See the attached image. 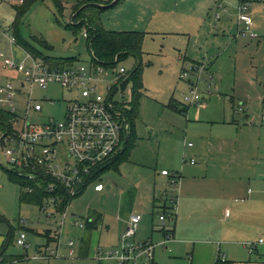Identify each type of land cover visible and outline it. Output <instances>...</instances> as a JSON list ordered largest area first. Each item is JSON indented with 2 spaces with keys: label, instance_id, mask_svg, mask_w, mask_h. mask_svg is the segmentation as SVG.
<instances>
[{
  "label": "rangeland",
  "instance_id": "rangeland-1",
  "mask_svg": "<svg viewBox=\"0 0 264 264\" xmlns=\"http://www.w3.org/2000/svg\"><path fill=\"white\" fill-rule=\"evenodd\" d=\"M183 1L168 0L166 3L171 10L174 4L177 5L176 14L170 13V10L167 14L162 13L163 11L156 13L154 10L149 15L140 14L127 18L130 15L122 12L120 5L100 14L99 23L107 30L122 32L134 28V31L146 33L141 72L143 96L140 100V118L136 122L139 136L135 143L137 148L129 154L128 161H140L144 164L159 161L161 168L167 165V156H175L174 160L170 161L175 163L179 152H182L187 144L197 145V141L201 138L195 139L191 132L188 133L185 130L181 117H177L181 116L180 114L173 115L165 108V105L170 102H173L177 108L182 107L183 95L189 92V81H193L197 84L199 95L207 98L205 102L203 101L204 105L218 104L219 109L226 106L228 110L226 115H230V121L235 124L231 123L233 125L226 134V138L229 139L224 146L227 155L238 157L239 160L242 156L249 161V166L252 163L261 167L264 165V0L260 2L251 0L250 12H253V19H255L252 31L256 35L253 38L250 34L238 33V29L243 28L238 26L236 4L240 3L239 0H231L235 4L232 2L226 4V14L216 7L215 0ZM63 4L65 11L59 13L53 0L36 3L24 16L20 25L22 37H32L33 42L29 40L31 45L41 54L36 56V59L48 65H50L49 62L43 58L79 57L80 60L77 63L91 59L83 36L84 29L75 35L72 30L65 28V25L71 22L73 11L71 5H66L65 1ZM257 10L260 12H256ZM181 11L184 15H180ZM218 14L219 18L216 17ZM13 18V7L9 4L1 5L0 22L3 27L0 31V52L4 53L6 58L29 63L26 52L17 44L11 43V39L15 38L13 31L9 30V25L14 21ZM56 19L62 25L58 24ZM4 31H7L8 36L2 35ZM39 40H45L50 48H46ZM195 63H205L207 67L201 72L193 73L191 69ZM135 64V60L131 58L117 65V67L122 65L129 70V75L124 78L125 82L130 76V71L132 72L135 68ZM185 71L188 72L190 80L181 79ZM21 79L22 73L4 68L0 58V88L8 83L20 84ZM132 88V82H128L115 94V102H119L124 95V100L127 102L126 111L131 109ZM30 91L29 88L16 92L13 100L18 110L17 114L22 119L25 115L21 107L25 105V101H28ZM32 92L34 99L43 106V111L40 114L31 113L29 117L31 121H42L52 117L61 119L68 103L77 100V92L70 88H63L57 83L50 84L45 89L36 86ZM220 97L225 101L224 103L222 99L221 101L214 99ZM46 98L56 103L50 104ZM169 115L176 116V120L172 121ZM174 123H178V126L176 127ZM200 137L207 140L209 135L201 134ZM235 139L237 141H234ZM160 142L162 146L159 150ZM168 144L172 145L173 149L170 150L167 147ZM215 150H219V147ZM63 160L67 161L65 157ZM128 161L119 172L112 168L99 175V180L105 185L103 193L96 194L93 186L87 188L81 196L87 207L100 212L105 206L116 201L107 198L106 194H111L114 190L125 186L124 181L119 180L125 166L128 172L137 171L139 176L145 174V171H142L145 168ZM190 161L191 159L187 160L183 157L182 163L187 162L191 165L196 163L195 159L194 164ZM6 169L8 166L0 150V249L7 247L8 255L17 256L25 251L16 244V238L20 232L25 231L21 224L23 220L27 222L26 234L30 250L34 249L33 241L43 243L46 240L45 237L39 240L33 235V230H45L56 225L46 220L44 213L38 209L37 205L21 203L22 188L9 179ZM109 185L113 187V190H107ZM162 187L165 186L162 185ZM12 230L16 238L13 239L12 244H9ZM50 247L55 248L56 252L57 244H52ZM46 248L41 250L50 253L51 250ZM62 248L59 251L61 256ZM32 256L33 253L28 259ZM171 262L186 264L184 259Z\"/></svg>",
  "mask_w": 264,
  "mask_h": 264
},
{
  "label": "crops",
  "instance_id": "crops-1",
  "mask_svg": "<svg viewBox=\"0 0 264 264\" xmlns=\"http://www.w3.org/2000/svg\"><path fill=\"white\" fill-rule=\"evenodd\" d=\"M64 1L66 5H71L73 11L81 2H109L111 0H62L63 3ZM225 1L215 0L216 7L224 14L227 12L226 4L231 2L235 4L231 0ZM255 1L260 2L261 0ZM167 2L168 0H122L119 7L122 12L130 15L127 18L140 14L149 15L154 10L156 13L163 11L164 14L169 13L170 10V13L176 14L177 5L174 4L171 10L167 7ZM1 5L8 4L0 1ZM237 5L239 3L236 4V9ZM11 7L14 9V6ZM180 15L184 13L181 11ZM217 16L220 17L219 14ZM15 17L14 9V20ZM201 20L204 21V19ZM13 23L9 25V30H13ZM134 30L133 28V30L122 32L143 33ZM20 33L22 36L21 28ZM22 38L33 42L32 37ZM195 65L201 64L195 63ZM214 99L221 101L222 98ZM206 100L207 98L203 97V101ZM217 105L207 106L203 103L198 108L185 104L177 108L173 102L165 105V108L173 115H181L177 117H181L184 123L182 125L188 133L191 132L195 139L201 138L197 141V145L187 144V147L185 146L184 150L179 152L175 163H170L175 156H167L169 162L167 160L166 163L169 167H165L167 166L165 164L160 168L159 161L157 163L150 161L146 164L140 161L130 162L128 157L115 170L119 172L128 161V163L145 168L142 170L145 174L139 176L137 171L128 172L125 166L119 177V180L124 181L125 186L114 190L111 194H106L107 198L116 200L114 203L105 206L100 212L92 210L81 199L86 189L72 202L71 216L61 232L58 231L57 226L45 230H33V235L39 240L42 237L46 240L43 243L33 241L34 249L30 250L29 246L20 255L7 254L20 257V260L10 264H108L111 262L114 264L113 261L98 260V249L107 251L118 247L129 226L130 218L134 214L141 215L142 220L131 240L151 239L153 241L156 249L155 258L151 264H178L171 261L183 259L186 264H264V165L259 167L250 163L249 166V161L242 156L239 160L238 157L227 155L224 146L229 139L226 138V134L229 133L228 129L234 122L230 121V115H226L227 107L219 109ZM169 117L172 121L176 120V116L169 115ZM174 124L178 126V123ZM170 127L174 128L171 125ZM136 132L139 136L137 127ZM201 134L202 136L208 134L209 138L205 140L200 137ZM184 143H186L185 138ZM161 146L162 142L158 144L159 150ZM167 147L170 150L173 149L172 145L168 144ZM216 147H219L218 152L215 150ZM136 148L135 144L131 153ZM183 157L187 160L195 159L196 163L191 165L184 162L183 164ZM163 171L174 172L180 176L175 216L164 224L159 216L169 209L164 197L170 196L171 192L169 190L170 178L164 176ZM107 190L111 191L113 187L109 185ZM75 217L79 218L80 223L84 225L83 228L74 224ZM26 226L22 227L25 232ZM14 238H16L15 234ZM70 242L74 245L69 246ZM52 244H57L58 253L60 248L64 247L61 252L62 256L59 253L58 257L52 255L51 258H39V252L44 247H47L46 250L50 249V253L54 252L55 248L50 247ZM32 253V260L28 259ZM223 255L226 261L220 262L219 257Z\"/></svg>",
  "mask_w": 264,
  "mask_h": 264
},
{
  "label": "built area",
  "instance_id": "built-area-1",
  "mask_svg": "<svg viewBox=\"0 0 264 264\" xmlns=\"http://www.w3.org/2000/svg\"><path fill=\"white\" fill-rule=\"evenodd\" d=\"M0 1L15 7L24 4L26 0ZM251 5V0H241L237 6L238 26H243L238 29V33L250 34L253 38L256 35L252 31L254 19L250 12ZM2 27L0 22V31ZM6 32L2 35L8 36ZM83 36L89 38L86 29ZM11 43L16 45V39L12 38ZM0 58L4 68L22 73L20 84L8 83L0 88L1 109L10 114L7 131H0V150L8 170L26 183L20 185L23 193L41 198L39 210L61 232L71 216L69 212L75 199L89 186H93L95 193L104 191L105 185L99 180V171L124 149L125 136L129 131L123 115L127 102L124 95L119 102H115V94L122 88L129 70L122 65L114 67L97 64L91 59L64 67L51 66L28 52L26 58L29 63L6 58L2 52ZM205 67V64L195 65L191 70L193 73L201 72ZM181 79L190 80L187 71L183 72ZM54 83L77 92V100L68 103L61 119L52 117L31 121V113L40 114L43 111V106L34 99L32 89L36 86L45 89ZM189 83V92L183 95V102L189 107H201L203 98L197 91V84L193 81ZM29 88V99L21 107L25 115L22 119L17 114L13 100L16 92ZM46 101L56 103L47 98ZM64 157L67 161L63 160ZM191 163L194 164V160ZM162 174L170 178L171 192L170 196L164 197L170 210L167 208V212L159 216L164 224L175 216L180 176L169 171H163ZM141 220V215H132L120 245L107 251L98 249V260L113 261L116 264H151L156 249L153 241L131 240ZM21 224L25 227L27 222L23 220ZM74 224L84 227L78 217H75ZM16 244L25 250L29 248L25 231L20 232ZM73 245V242L69 243V246ZM52 255L58 257L59 253L40 251L38 257L49 258ZM219 261L225 262V255L219 257Z\"/></svg>",
  "mask_w": 264,
  "mask_h": 264
},
{
  "label": "trees",
  "instance_id": "trees-1",
  "mask_svg": "<svg viewBox=\"0 0 264 264\" xmlns=\"http://www.w3.org/2000/svg\"><path fill=\"white\" fill-rule=\"evenodd\" d=\"M45 0H26L24 4L20 6H15L16 17L12 25V31L15 35L17 44L22 47L26 52L30 53L34 58L40 56L41 54L35 50L30 42L24 40L20 33V25L22 19L28 13V11L39 2ZM56 4L57 11L62 13L65 11L64 4L62 0H53ZM113 0L109 2H81L76 5L71 16V22L65 25V28L72 30L75 35L78 34L82 29H86L89 38L86 39V48L90 54V58L93 62L97 64H104L107 66H116L120 63H124L129 59L135 60V68L133 71H130V76L124 81L122 87L132 82V102L130 103V111H123V115L126 119V122L129 125L128 134L125 136L124 149L117 155V157L105 168L99 172L106 171L108 169H117V167L128 158L129 154L134 147L136 140L138 139L136 132V122L140 118V100L143 96L142 93V81H141V72H142V58L144 56L143 52V43L145 40L144 33L137 32H114L105 30L99 23L100 14L103 11L108 9L100 8L97 5L111 4ZM122 2L120 0L111 8H115ZM109 8V9H111ZM56 22L60 25L62 23L56 19ZM41 41L46 48H50L48 43L45 40ZM51 66L64 67L76 64L80 59L79 57H70V58H57V57H45L43 58ZM10 114L0 109V131H7L8 121ZM6 173L12 181L16 182L19 185H25L26 183L22 181L18 175L12 171L6 169ZM96 179V178H95ZM21 203H29L39 205L42 200L37 196L26 195L22 192ZM14 239V233H11L9 244H12ZM20 260V257H13L7 255V247L2 248L0 251V264H10L15 261Z\"/></svg>",
  "mask_w": 264,
  "mask_h": 264
},
{
  "label": "water",
  "instance_id": "water-1",
  "mask_svg": "<svg viewBox=\"0 0 264 264\" xmlns=\"http://www.w3.org/2000/svg\"><path fill=\"white\" fill-rule=\"evenodd\" d=\"M120 0H113L112 2H111V4H108V5H104V4H99V5H97L98 7H100V8H104V9H109V8H111L113 5H115L117 2H119Z\"/></svg>",
  "mask_w": 264,
  "mask_h": 264
}]
</instances>
